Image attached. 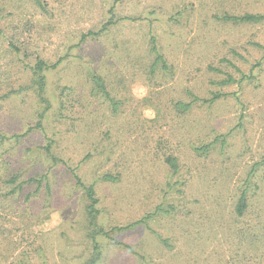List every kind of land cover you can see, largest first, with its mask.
Wrapping results in <instances>:
<instances>
[{
  "label": "rangeland",
  "instance_id": "1",
  "mask_svg": "<svg viewBox=\"0 0 264 264\" xmlns=\"http://www.w3.org/2000/svg\"><path fill=\"white\" fill-rule=\"evenodd\" d=\"M246 12L264 0H0V264H264V20L222 19ZM36 58L59 61L42 98Z\"/></svg>",
  "mask_w": 264,
  "mask_h": 264
},
{
  "label": "trees",
  "instance_id": "2",
  "mask_svg": "<svg viewBox=\"0 0 264 264\" xmlns=\"http://www.w3.org/2000/svg\"><path fill=\"white\" fill-rule=\"evenodd\" d=\"M36 4L40 5V0H33ZM223 20L225 21H232L235 23H256V22H260L262 20H264V14H260V13H250V12H246L243 13L241 15H235V14H227L225 13V15H223L222 17ZM2 32V29L0 28V33ZM100 31L96 32V31H87L85 33H82L80 36V41H83L84 39H86L87 37L90 36H97L99 34ZM149 44H150V52L153 54V59L149 65V69L150 71H156L158 68L167 71L169 70V66L166 63V59L165 57H163V55L161 54V52L159 51V49H157V44L155 41V36L150 34L149 36ZM13 48L16 49V47L11 44ZM59 63V61L54 62V63H48L47 61L40 59V58H36L34 60V63L32 66H30V71L32 73L33 76L36 77V93L37 95L42 98L43 97V91H44V87H45V76L44 73L45 71L49 70V69H53L57 66V64ZM165 75V74H164ZM92 81L94 82V85L97 89V91H99V93H101L102 95H104L105 97H109L110 94L108 93V91L106 90L105 87V83L103 81V79L99 76V75H93L92 77ZM233 81L232 77H228L227 80H224L223 83H230ZM220 95L219 94H214L212 95L210 101H213L215 99H217ZM193 100H198L197 97H195L194 99H192L190 102H183L180 100L175 101L174 103V107L175 109H177L179 112H187L190 110L191 105ZM113 106L115 107V102H112ZM46 108V107H45ZM44 108V109H45ZM239 126V125H237ZM0 138H3V136H1ZM219 139L221 144H224V135H221L220 137H216L213 141L203 145L199 150L201 152H206L210 146L213 144V142L218 141ZM45 151L47 154H51L50 152V146L46 145L45 146ZM165 162L174 170L177 168V164H176V159L174 157L171 156H167L165 158ZM253 171V170H252ZM249 173V175H247L246 183L248 182V178L251 174V172ZM71 172H74V170H71ZM16 176L14 175L10 181L14 182L16 180ZM74 178L76 179V183L78 185H80L86 195V198L89 201V204L87 205V209H88V214L90 216L91 219L95 218V214L97 213V209L95 208V205L97 203V200L95 198V194H94V188L92 184L89 185H84L81 182V179L79 178V176L76 173H73ZM104 179L107 180H113L114 177H112L111 175H104L103 177ZM46 177L45 176H41V177H31L26 179L27 183H35L36 184V190L39 189L41 187V184L43 182V180H45ZM22 183H20L18 185V188H21ZM46 187L48 186V183L45 182ZM48 188V187H47ZM247 187H244L240 193L239 196L237 198L236 204H235V210L236 213L238 215L242 214L244 209L246 208V202H247ZM151 216L150 214L147 215V217ZM145 219L142 218L138 221L129 223L123 227H117L116 229L121 230V229H127L130 228L132 226H134L137 223H141L143 222ZM163 243H166L165 240L161 239ZM21 264H27V263H21Z\"/></svg>",
  "mask_w": 264,
  "mask_h": 264
}]
</instances>
